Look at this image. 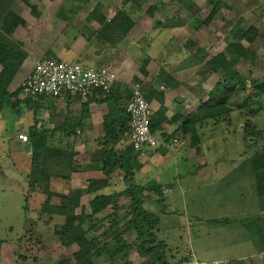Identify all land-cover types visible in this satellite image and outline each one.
Returning a JSON list of instances; mask_svg holds the SVG:
<instances>
[{"label": "rangeland", "instance_id": "rangeland-1", "mask_svg": "<svg viewBox=\"0 0 264 264\" xmlns=\"http://www.w3.org/2000/svg\"><path fill=\"white\" fill-rule=\"evenodd\" d=\"M1 4L0 29L19 33L18 42H12L21 45V55L28 51V46L23 48L26 39L38 42L39 49L46 40L48 47L38 53L39 59L53 57L89 68H107L117 75L122 63L118 53L125 49L136 66L135 76L131 77L133 71L126 75L128 87L138 84L144 90L143 81L151 75L162 90L177 77L183 83L181 94L187 98L174 106L175 110L180 106L178 113L185 117L201 114V101L223 78L222 67L238 73L244 84L232 83L234 93L227 103V115L198 124L191 136L175 133L176 129L165 133L168 137L159 136L166 144L163 148L171 149L170 141L176 139L178 146L202 149L188 161L172 153L153 158L134 181L141 186L155 181L169 187L163 195L164 205L157 203L153 194H147L143 203L145 210L160 217L158 239L167 245V264L190 253L199 261L246 264L250 260L255 264L262 259L264 264V180L253 177L250 164H245L264 150V0H3ZM118 12L124 16L111 23ZM128 20L132 27L120 36L117 30L124 31ZM73 37L84 45L79 55L76 49L66 48L65 41L72 42L69 39ZM15 51L12 54L18 48ZM21 80L10 93L18 91ZM252 81L257 82L255 90ZM123 93L128 101L130 90L124 88ZM13 101L19 110L29 104L21 94ZM158 102L159 108H165L164 101ZM11 113V108L5 107L0 114V264H54L72 256L77 247L61 246L56 231L64 217L41 210L46 193L67 195L86 189L90 180L78 181L65 174V165L70 162L75 169L80 159L72 157L66 162V158L56 157L45 164L50 173L46 190L44 182L29 189L26 173L30 156L19 142L2 144L3 136L20 126V120H11ZM208 145H213L209 155L205 150ZM49 146L65 151V145ZM66 175L70 181H65ZM111 175L102 180L107 186L100 195L124 191V173ZM91 198H81L85 213L90 212ZM50 204L62 202L50 196L47 208ZM127 206L125 198L113 200L100 215L103 228L92 235L104 232L110 224L108 215H122ZM80 213L78 208L76 215ZM124 222L119 218L116 227L120 229ZM87 226L88 221L81 228ZM123 237L130 245L129 252L137 256L135 234Z\"/></svg>", "mask_w": 264, "mask_h": 264}, {"label": "trees", "instance_id": "trees-1", "mask_svg": "<svg viewBox=\"0 0 264 264\" xmlns=\"http://www.w3.org/2000/svg\"><path fill=\"white\" fill-rule=\"evenodd\" d=\"M0 0V6L1 4ZM209 1V0H208ZM214 2V1H213ZM214 12L209 16L212 17ZM124 16L123 13L118 12L111 23H116L119 18ZM117 18V19H116ZM119 21V20H118ZM131 22V21H130ZM129 20L126 29H118L120 36L125 35L127 30L132 26ZM1 63L5 62L1 59ZM225 62H223L224 64ZM143 66V65H142ZM225 67V66H224ZM222 67L224 74L223 78L209 91L206 100L201 101L199 111L201 114H190L186 117L175 115V123L177 124L175 133L182 135H194L196 133L197 125L204 121L216 119L227 115L229 108L227 103L231 99L234 89L233 85L236 81H241L244 84L243 79L238 73L232 70H227V67ZM217 65L213 69H217ZM220 68V67H219ZM252 90L257 87V82L252 81L250 84ZM21 87L15 93H10L6 88L0 86V111L5 107H10L15 114L19 113L17 103L13 101L15 95L21 94ZM30 99H27L29 101ZM88 100H91L89 98ZM87 100V101H88ZM118 98H113L112 94L102 96L101 102H109L113 112L112 123L105 128L106 136L101 139V143L112 142L116 144L123 135H127L129 129V117L125 111V106L122 107L118 104ZM166 109L161 107L152 114L150 118V131L155 136L159 133L160 136L168 137L163 133L162 124L165 119ZM173 132V134H174ZM45 131L37 132L35 127L29 128V143H31V163L29 174L27 177V186L30 189L36 184L44 182V189L47 186V179L49 178V172L47 171V161L54 158H66V162L70 160L75 153L67 150L63 151L55 147L46 145ZM159 138V137H158ZM153 149V148H152ZM156 151L161 149L155 148ZM144 151V149H143ZM162 152V151H160ZM105 158V166L102 168L103 174L109 177L115 170H120L124 173V191L112 195H100L98 192L104 189L107 185L102 180H90L86 189H77L71 191L67 195L53 193L48 191L47 198L43 203L41 210L43 212L51 213L64 217V223L60 226V229L56 231L60 237L61 246L69 247L76 245L77 249L69 257H63L54 264H128L127 257L129 255L130 245L125 242L124 234H135L134 247L140 257H148L151 254H159L160 260L164 259L163 242H157L155 234L159 218L146 211L143 208V194L145 192L153 193L159 197V202L162 203L163 187L156 183H149L148 185H138L134 181V176L137 171L140 170L142 164L139 161L140 152H135L130 148L129 144L120 151H106L103 150ZM264 150L256 152L253 155L252 160L245 161V164H250V170L253 177L264 180ZM65 165L68 171H72L71 163ZM46 164V165H45ZM65 169V170H66ZM66 172V171H65ZM69 175L65 176V180H68ZM259 181V180H258ZM47 188V187H46ZM46 190V189H45ZM86 195L87 197H93L88 202L90 212L85 213L84 205L81 203V198ZM50 196L61 199L62 204L57 206H49ZM124 197L128 199V206L124 213L118 214L113 212L108 215L107 219H110L109 227L104 232L94 237L92 234L98 229L103 228L101 213L111 206L113 200ZM80 208V215H76V210ZM125 221L122 227L119 229L118 219ZM79 222L76 224L75 222ZM88 221L86 229L81 228L82 223ZM107 239L102 242V239Z\"/></svg>", "mask_w": 264, "mask_h": 264}, {"label": "crops", "instance_id": "crops-1", "mask_svg": "<svg viewBox=\"0 0 264 264\" xmlns=\"http://www.w3.org/2000/svg\"><path fill=\"white\" fill-rule=\"evenodd\" d=\"M0 30V86L6 88L7 91L10 92V88L13 87L18 80H24L25 77L32 71L35 63L40 60L39 58H37L38 53L40 51H43V49L45 50L46 47H48V44L46 40H43V43L45 45H43L42 47L44 48L39 49L40 46H38V42H32L29 41V39L27 42L26 39L24 42L25 47L23 48L25 49L26 46H28V51L26 50L25 52L27 54L23 56L21 55V50H23L21 48V45H14V43L12 42H18L19 39L17 38H20L19 33H17V31H14L13 33H4L2 29ZM69 40H72V42L67 43L65 41V45L68 50H72V48H74L76 49V54H78V51H80V53L83 51L84 45L82 46V43L79 41V39L74 40L73 37V39ZM6 46L12 47V50H9L8 48H6ZM16 48H18L17 53L12 54L16 52ZM118 55L121 57L122 63L117 68V70L119 69V71L116 72V81L113 83L111 91L112 97L118 98V104L124 107L126 105L127 97H124L123 90L124 88H128L130 90V88L128 87L130 85L127 81L126 75H128L129 71H133L131 73V77L135 76L134 68L136 66L134 65V62L131 61L134 58H131V54H126L125 49H122V51L120 49V53H118ZM127 56L129 58H127ZM1 59L5 62V64L1 63ZM151 61H153L152 57ZM125 71L127 72L125 73ZM172 78V83H169L168 85L164 84L162 90L161 87H159L160 85L156 83L155 80H153V77L151 75L143 81V84H145L146 88L142 90V93L145 99H148L147 102L152 107L153 113H155L159 109L160 105L158 101H164V106L167 112L165 113L166 121L162 124L163 133H169L172 132V130L176 129L178 123H175V115L185 117L183 116L184 113H178L181 107L179 106V110H175L176 106H174L178 103V100L180 101L187 98V96H183L180 91L182 89L181 85L183 83H181V81L177 77ZM186 93L189 94L188 92ZM101 101L102 96L97 95L86 102L72 97H66L65 99L58 100L42 97L34 100L30 99L29 104H25L26 102H23L29 108V110H26L28 108L24 106V110H19V113H11V120H20V126H18L19 128H17L16 130L14 128L15 132H12L11 135L5 134V136H3L2 138V144L7 145V142L11 140L19 142L22 148L24 147V145L30 144V151L28 153V155L30 156L31 143L28 142L24 144L17 138V136L20 133L29 135V128L34 126L35 131L40 132L44 130L46 132V145H65V150L75 153L73 157L75 159H80L78 164H74L75 169L73 168L72 171H68L66 167L65 174L68 173L70 174V176L73 175L72 178H76V180L81 179L80 181L103 180L105 179L106 175L102 173V168L105 166V155L102 154V151L106 150L116 152L123 150L124 147L129 144V141L127 135L125 134L116 144H113L112 142H106L103 144L100 142L101 139L106 136L105 128L109 126L113 121V112L110 103ZM32 102L33 105L30 104ZM34 108H36V110ZM1 112L2 111H0V114ZM156 135L158 137L160 136L159 133H157ZM196 146L198 145H180L177 148L175 147L176 150L174 152H172L171 149L163 147L159 149L162 152L156 151V149L152 148H145L143 151V156L139 158L142 166L140 170L135 173V175L139 172H143L147 164L150 163L151 159L158 156L165 158L168 153H172L173 156L177 154L185 161H188L191 157L195 156L196 153L199 152V149L201 147L197 148L195 151ZM212 148L213 145H208L205 148V150L208 149V155L212 152ZM29 165L30 163L27 165L28 170L26 173V177H28L29 174ZM71 167H73V165H71ZM118 173H120V170H115L112 174L117 176ZM68 180L70 181V177H68ZM150 183H156L162 186V184L155 181H151ZM168 188H163V195L165 191L168 190ZM102 192H104V190L100 191L98 194H101ZM147 194L153 193L145 192L143 194V203L144 198L148 196ZM156 198L157 203H159L160 205H164L163 197L162 203L159 202L158 196H156ZM121 211L122 210H119L118 212L121 213ZM157 217L159 218V223L157 225L155 234L157 237V242H163L165 245L164 259L160 260L159 254L157 255L155 253L151 254V256L148 257H140L138 253L137 256H135L130 251L128 257L126 258L128 264H135L134 262H138L137 264H146V262H149L148 264H167V245L164 241L158 239V234L160 233L158 229L160 224V217ZM261 254L263 253L260 252V255ZM187 255L181 257L180 260H177L175 262V264H181L184 260L187 259ZM153 257H155V259ZM171 258L173 259L172 256ZM258 258L259 257H257V259ZM256 262L255 264H262V259H260V263H258V261ZM246 264H254V262L248 260Z\"/></svg>", "mask_w": 264, "mask_h": 264}, {"label": "built area", "instance_id": "built-area-1", "mask_svg": "<svg viewBox=\"0 0 264 264\" xmlns=\"http://www.w3.org/2000/svg\"><path fill=\"white\" fill-rule=\"evenodd\" d=\"M116 76L107 68H89L78 63H68L53 57L38 60L32 71L21 84V95L26 99H65L72 97L86 102L97 95L103 96L111 93ZM129 117L127 138L129 146L143 156V149L158 148L166 144L150 131V118L153 114L151 107L145 99L140 85L133 84L125 105ZM17 138L24 144L29 142L28 135L20 133ZM171 149L178 146L174 139ZM181 264H228V262L199 261L193 254Z\"/></svg>", "mask_w": 264, "mask_h": 264}, {"label": "water", "instance_id": "water-1", "mask_svg": "<svg viewBox=\"0 0 264 264\" xmlns=\"http://www.w3.org/2000/svg\"><path fill=\"white\" fill-rule=\"evenodd\" d=\"M23 150H24L26 153H29V151H30V144H26V145H24Z\"/></svg>", "mask_w": 264, "mask_h": 264}]
</instances>
